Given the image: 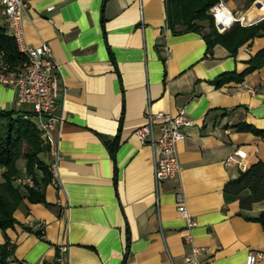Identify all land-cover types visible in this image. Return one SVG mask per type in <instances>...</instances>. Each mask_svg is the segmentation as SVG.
I'll list each match as a JSON object with an SVG mask.
<instances>
[{
    "label": "crops",
    "instance_id": "crops-1",
    "mask_svg": "<svg viewBox=\"0 0 264 264\" xmlns=\"http://www.w3.org/2000/svg\"><path fill=\"white\" fill-rule=\"evenodd\" d=\"M26 1L28 43L50 45L60 66L57 115L64 120L55 134L63 158L59 182L45 188L47 202L25 199L15 211L21 224L0 228V247L10 241L9 261H52L66 242L70 264H181L191 250L189 232L208 249L207 264H240L250 252L264 254V224L249 219L264 211V201L243 210L240 198L225 190L244 165L264 161V137L236 127L264 130V66L244 82H214L245 70L264 37L242 45L236 56L221 44L211 53L203 33L172 30L168 0ZM226 2L248 25L264 19V2ZM0 24L10 34L1 3ZM181 107L194 120L178 144L182 170L157 191L153 148L136 131L148 123L149 111L176 114ZM0 108L32 113L3 84ZM116 139L113 154L107 143ZM233 155L238 161L229 162ZM42 157L50 164L49 149ZM20 165L25 170L24 160ZM180 194L193 227L178 209Z\"/></svg>",
    "mask_w": 264,
    "mask_h": 264
},
{
    "label": "trees",
    "instance_id": "trees-1",
    "mask_svg": "<svg viewBox=\"0 0 264 264\" xmlns=\"http://www.w3.org/2000/svg\"><path fill=\"white\" fill-rule=\"evenodd\" d=\"M219 0H168V21L175 32L196 31L203 33L208 51L213 53L216 45L225 46L234 56L242 45L257 38L264 37V19L251 25L236 23L226 32H220L215 24L210 8ZM255 0H248L252 4ZM7 71L16 72L23 65L26 56L18 48L14 37L8 29L0 24V51ZM264 66V48L250 60L249 66L242 72L232 71L219 75L214 81L217 87L237 81L244 82L246 76ZM32 113L23 110L0 108V228H8L21 224L15 216L20 204L28 199L31 203H46L45 188L51 181L49 164L42 154L48 150L44 145L40 130L30 118ZM29 116V117H27ZM240 131H251L264 137V130L257 129L248 123L237 126ZM114 154L119 141L107 143ZM25 161V170L20 161ZM31 175L34 186H24L17 183L23 175ZM225 190L240 198L241 209H251L255 202L264 201V161L259 160L239 178L230 181ZM249 219L264 224V211ZM10 241L0 247V264L7 263L11 255Z\"/></svg>",
    "mask_w": 264,
    "mask_h": 264
},
{
    "label": "built area",
    "instance_id": "built-area-1",
    "mask_svg": "<svg viewBox=\"0 0 264 264\" xmlns=\"http://www.w3.org/2000/svg\"><path fill=\"white\" fill-rule=\"evenodd\" d=\"M258 2V0H257ZM3 6V13L8 19L11 31L18 48L26 56L23 65L16 72L7 71V67L0 62V84L12 86L17 92L19 105H30L32 116L36 118L35 124L40 130L44 145L50 151L51 182L56 184L60 178V163L63 158L60 149V138L55 134L58 125L64 120L63 115H57L59 109V97L62 91L61 78L59 75L60 66L57 63L50 45H31L25 35L23 15L28 8L26 0H0ZM214 16L215 24L220 32H226L236 23L248 25L249 20L241 12H235L229 8L226 0H219L210 8ZM169 52L171 49L166 46ZM5 52L0 51L3 57ZM148 123L136 131L142 143L152 146L155 160V184L157 191L163 180L175 177L181 172L178 144L186 138L185 129L194 125V120L187 114L185 107H181L176 114L165 112L149 111ZM29 117V116H27ZM237 160L233 155L229 162ZM244 169H247L245 165ZM17 183L24 186H34L35 180L31 175H23L17 179ZM179 211L187 220L189 227L195 225V220L190 215L187 204L182 194L178 197ZM42 231L45 223L39 222ZM188 243H191V250L185 255L181 264H207L204 254L208 250L204 246L194 244V237L191 232L186 236ZM70 245L62 242L58 246V254L52 261H39L37 263L23 261L22 264H70ZM262 252H250L246 260L240 264H257L263 258ZM3 264H12L10 261Z\"/></svg>",
    "mask_w": 264,
    "mask_h": 264
},
{
    "label": "bare ground",
    "instance_id": "bare-ground-1",
    "mask_svg": "<svg viewBox=\"0 0 264 264\" xmlns=\"http://www.w3.org/2000/svg\"><path fill=\"white\" fill-rule=\"evenodd\" d=\"M261 2H264V0H258L257 5L261 4ZM255 5V4H254ZM254 7V6H253ZM253 9V8H252ZM255 9V8H254ZM252 11V10H251ZM251 15V14H250Z\"/></svg>",
    "mask_w": 264,
    "mask_h": 264
}]
</instances>
